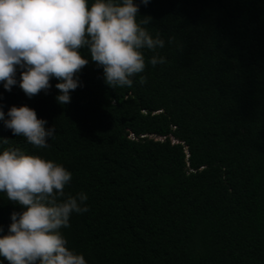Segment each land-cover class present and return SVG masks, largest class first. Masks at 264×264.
Instances as JSON below:
<instances>
[{
  "label": "trees",
  "instance_id": "16d2710c",
  "mask_svg": "<svg viewBox=\"0 0 264 264\" xmlns=\"http://www.w3.org/2000/svg\"><path fill=\"white\" fill-rule=\"evenodd\" d=\"M138 16L164 63L113 88L89 58L64 105L54 78L31 97L0 83V110L26 104L56 129L46 149L2 120L0 138L87 194L62 229L87 264H264V0H149ZM22 210L0 193V235Z\"/></svg>",
  "mask_w": 264,
  "mask_h": 264
},
{
  "label": "clouds",
  "instance_id": "9594fccd",
  "mask_svg": "<svg viewBox=\"0 0 264 264\" xmlns=\"http://www.w3.org/2000/svg\"><path fill=\"white\" fill-rule=\"evenodd\" d=\"M149 0H0V83L28 97L47 91L56 79L55 100L70 102L81 85L79 73L91 61L102 68L110 87H131L146 66L165 62L158 49L166 39L150 28V16H138ZM172 43V38H167ZM86 53V54H85ZM151 53V55H147ZM19 70V79H17ZM143 83V76L139 77ZM4 127L33 149H46L54 125L26 104L0 110ZM72 173L63 164L0 138V193L22 207L11 214L0 235V257L8 264H87L68 246L62 229L73 213L88 211L84 192L64 191Z\"/></svg>",
  "mask_w": 264,
  "mask_h": 264
}]
</instances>
